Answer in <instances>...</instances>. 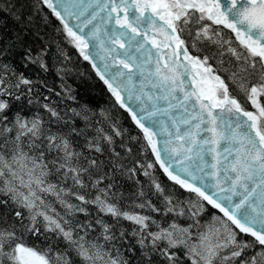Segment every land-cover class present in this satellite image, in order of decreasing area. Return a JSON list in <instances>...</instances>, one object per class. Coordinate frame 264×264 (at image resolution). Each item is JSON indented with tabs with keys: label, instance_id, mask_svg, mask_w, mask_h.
<instances>
[{
	"label": "snow or ice",
	"instance_id": "obj_1",
	"mask_svg": "<svg viewBox=\"0 0 264 264\" xmlns=\"http://www.w3.org/2000/svg\"><path fill=\"white\" fill-rule=\"evenodd\" d=\"M45 7L144 159L105 110L53 105L0 51V264H137V252L138 264H264V0H35ZM23 60L48 70L44 50ZM141 174L149 193L125 203L121 180ZM170 215L192 223L165 226Z\"/></svg>",
	"mask_w": 264,
	"mask_h": 264
},
{
	"label": "trees",
	"instance_id": "obj_2",
	"mask_svg": "<svg viewBox=\"0 0 264 264\" xmlns=\"http://www.w3.org/2000/svg\"><path fill=\"white\" fill-rule=\"evenodd\" d=\"M5 5L8 7L6 8ZM0 10H3V13L0 14V51L7 49L4 54V62L14 65L17 71L23 72L30 79L45 82L47 88L52 90L51 102L53 105H59L61 109L66 105L77 109L81 105H86L92 112L96 113L95 119L97 120L101 119L99 115L101 109L105 110L108 116L112 118V122L118 124L125 131V143L132 148L131 158L144 159L140 155L142 141L130 139V137H138L140 135L139 130L128 114L114 103V98L111 97L102 81L95 75L91 65L84 61L78 52L65 41L62 32L59 30L61 29L59 22L51 16L48 9L45 7L42 11L37 12L35 0H0ZM17 16L20 19H17ZM228 31L227 29L223 30L226 39L228 38ZM232 38L234 39V34ZM26 50H31L32 54H39L41 50H44V61L48 70L42 71L33 64L24 67L23 55ZM210 63L215 65L217 61L213 60ZM65 86L71 88L77 102L63 99ZM37 87L46 95L49 94L41 85L38 84ZM55 93H61V96H57ZM147 159L153 158L148 156ZM155 178L168 192L179 196L182 200L187 199V194L173 187L172 183L158 169L155 172ZM138 179L141 181V185H137L134 180H129L126 177L121 180L120 191L126 197L125 203L137 200L136 194L141 187L145 193H149L150 181L148 177L141 174ZM150 198L154 203H158L155 195L150 196ZM45 199L59 209L54 197L46 196ZM213 211L211 208L208 209L201 220L202 224L211 220ZM156 218L161 219L159 216ZM173 220L184 227H188L192 223L185 217L174 215L164 218L162 222H165L166 226ZM124 227L129 231L131 230V226L126 222ZM191 231L195 232L196 229L193 228ZM25 242L27 246H35L38 249L44 247L41 240L35 238H28ZM138 255L137 252L135 258L137 264ZM75 264H80L79 260H76ZM185 264L188 262L186 261Z\"/></svg>",
	"mask_w": 264,
	"mask_h": 264
},
{
	"label": "rangeland",
	"instance_id": "obj_3",
	"mask_svg": "<svg viewBox=\"0 0 264 264\" xmlns=\"http://www.w3.org/2000/svg\"><path fill=\"white\" fill-rule=\"evenodd\" d=\"M214 83H215V81L212 80L211 77L206 76V87H211ZM177 224H179V223H177ZM179 225L182 226L181 224H179ZM182 227H184V226H182Z\"/></svg>",
	"mask_w": 264,
	"mask_h": 264
},
{
	"label": "water",
	"instance_id": "obj_4",
	"mask_svg": "<svg viewBox=\"0 0 264 264\" xmlns=\"http://www.w3.org/2000/svg\"><path fill=\"white\" fill-rule=\"evenodd\" d=\"M202 71V70H201ZM206 75L212 77V74H204V78L206 80ZM206 86V85H205Z\"/></svg>",
	"mask_w": 264,
	"mask_h": 264
}]
</instances>
